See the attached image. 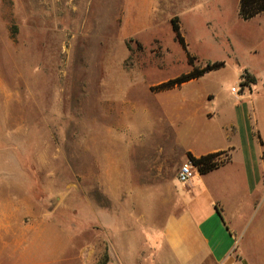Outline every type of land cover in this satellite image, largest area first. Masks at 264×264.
<instances>
[{"label": "rangeland", "instance_id": "rangeland-1", "mask_svg": "<svg viewBox=\"0 0 264 264\" xmlns=\"http://www.w3.org/2000/svg\"><path fill=\"white\" fill-rule=\"evenodd\" d=\"M238 11V0H0V231L13 234L5 263L163 262L164 192L102 175V141L122 126L132 138L159 135L149 125L164 119L160 98L186 91L152 88L190 72L187 53L200 69L225 62L204 82L215 109L250 94L236 70L263 53L264 21ZM252 205L254 231L263 190ZM252 252L251 264H264V249Z\"/></svg>", "mask_w": 264, "mask_h": 264}, {"label": "crops", "instance_id": "crops-1", "mask_svg": "<svg viewBox=\"0 0 264 264\" xmlns=\"http://www.w3.org/2000/svg\"><path fill=\"white\" fill-rule=\"evenodd\" d=\"M252 20L264 21V16ZM217 71L171 90L184 89L181 96L160 98L164 119L149 125L159 135L149 133L148 140L132 138L129 128L122 126L116 136L102 141V175H134L135 184L142 186L133 190L164 192V198L156 202V206L169 208L160 237H155L162 240L166 253L161 264H251L252 249H264V218L261 227L254 231L249 227L252 198L264 191V133L259 129L264 104L257 102L264 93V51L250 65L236 70L241 78L246 75L255 80L243 86L250 94L237 96L236 102L223 109H215V97L204 87ZM209 154H218L216 170L201 174L192 163V181L179 182L180 167L192 162L189 156L199 159ZM9 235L13 238L12 232L0 231V264H7L3 258H10Z\"/></svg>", "mask_w": 264, "mask_h": 264}, {"label": "trees", "instance_id": "trees-1", "mask_svg": "<svg viewBox=\"0 0 264 264\" xmlns=\"http://www.w3.org/2000/svg\"><path fill=\"white\" fill-rule=\"evenodd\" d=\"M239 17L244 21H249L257 16L263 15L264 16V0H239ZM173 29L176 32L177 39L182 44L184 50L187 52L186 41L185 38L180 33V25L178 19L175 18L173 21ZM187 58L189 64L192 66V70L187 72L183 75L176 77L175 79H171L167 82H164L158 86L152 88V90L159 92H166L171 91L175 88L182 86L184 83L190 82L192 80L198 79L204 76L206 73L217 71L224 67V62H215L209 63L206 67L197 68L195 66L196 58L191 54L187 53ZM255 82L254 79H250L248 76L245 75V81L241 84L243 86L248 85L250 83ZM218 154H209L203 156L199 159H195L192 156H189V159L192 163L198 167V170L201 174H207L211 171H214L218 168L219 163L215 162V158Z\"/></svg>", "mask_w": 264, "mask_h": 264}, {"label": "built area", "instance_id": "built-area-1", "mask_svg": "<svg viewBox=\"0 0 264 264\" xmlns=\"http://www.w3.org/2000/svg\"><path fill=\"white\" fill-rule=\"evenodd\" d=\"M233 93H238V89L232 88ZM195 176V172L193 170L192 162H187L180 167L179 173L177 175V179L182 184H187L192 181Z\"/></svg>", "mask_w": 264, "mask_h": 264}]
</instances>
